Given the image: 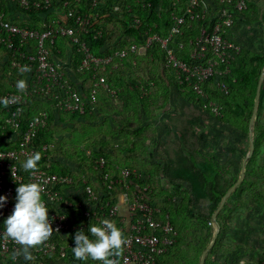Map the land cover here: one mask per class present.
<instances>
[{
	"label": "built area",
	"instance_id": "built-area-1",
	"mask_svg": "<svg viewBox=\"0 0 264 264\" xmlns=\"http://www.w3.org/2000/svg\"><path fill=\"white\" fill-rule=\"evenodd\" d=\"M1 1L0 45L9 53L12 68L19 73L20 67L27 65L31 71L23 74L26 92L0 93V98H17L16 103L9 105L12 108H6L7 113L1 116L0 122V195L7 197L6 203L0 206V264H100L91 259H75L72 247L78 230L83 229L91 239L89 226L99 224L103 218L112 220L126 238L123 253L117 258L119 264H157L176 242L178 231L168 211H163L160 205L165 198H150L151 187L144 171L111 165L104 156H99L86 172L76 162L63 159L55 152L47 154L48 150L56 149L55 145L38 144L36 137L45 127L49 112L40 110L24 119L23 104L35 94L53 101L57 116L83 114L101 92L115 93L108 73L135 67L138 56L153 58V54L160 53L168 76L174 77L177 83L173 91L181 96L185 90L183 85L187 84L196 93L199 106L210 107L218 113V104L208 98L203 85L209 83L226 91L221 78L233 77L230 64L243 45L233 37L236 22L242 24V12L249 3L260 7L262 0H172L168 8L171 24L165 34L155 29L157 24L149 25L141 40L104 55L92 51L86 36L101 35L102 30L92 26L108 13L121 17L126 11L133 17L130 24H139V15L132 12L126 0H62L55 7L59 0H12L23 11H43L37 13L41 20L36 21L38 27L22 24L9 16ZM135 3L149 14V1L135 0ZM157 15L160 17V12ZM195 30L193 37H184L186 32ZM62 37L66 39L68 51L65 50L64 59L58 57L60 49L56 45ZM73 51L79 54L76 68L72 63ZM121 142L112 145L124 148L125 143ZM33 152L42 154L39 165L35 171H25L21 165ZM86 153L89 155L91 150L87 149ZM42 157L46 159L44 167L40 163ZM51 161L66 171H51ZM28 182L43 184L45 191L41 196L48 207L53 232L45 243L30 250L32 260H25L23 255L13 260V252L21 246L4 238V221L14 209L16 188ZM176 198L177 195L172 200L176 202ZM207 224L218 229L214 218ZM257 264H264V256Z\"/></svg>",
	"mask_w": 264,
	"mask_h": 264
},
{
	"label": "rangeland",
	"instance_id": "rangeland-1",
	"mask_svg": "<svg viewBox=\"0 0 264 264\" xmlns=\"http://www.w3.org/2000/svg\"><path fill=\"white\" fill-rule=\"evenodd\" d=\"M260 4V10L253 14L257 18L256 21L253 17L251 22L242 23L241 26L238 25L239 28L236 26V33L245 46L244 55L247 59L245 67L253 70L257 83L262 79L259 103L251 123L255 94H251L250 90L248 99L253 97V102L249 116L242 113L234 102L232 105H226L220 98L212 100L219 106L218 113L210 107L198 108L191 104V99L188 97L183 99L173 90L169 91L171 94L169 105H164L166 103L164 90L155 85L159 92L158 104L161 106L163 103L167 111L164 112L162 106L158 108L151 105L148 108L149 116L145 118L139 104L129 98L131 103L128 109L133 113L132 122L145 127L143 140L137 144L136 154L133 155V163L140 167L146 166L152 178H162L164 174H161L162 171L169 174L165 168V161L179 154L191 153L190 157L196 165L208 172L217 169L224 180L232 181L233 184L240 177L244 167L242 180L226 196L219 210V221L216 220L218 229L208 227L207 220L205 225L204 221L197 220L186 210L182 211L180 214L182 241L174 253L166 258L164 264H199L205 250L203 264H257L264 256V61L259 63L256 58V55L264 54V0ZM154 70L156 73L160 72L158 67ZM139 74L142 79L148 77L146 72ZM254 83L252 81V84ZM109 103L115 108L109 107L108 114L102 111V115L93 117L89 123L91 125L78 124L68 117L64 119L60 124L62 131L57 140L60 141L62 137L68 140L66 141L68 143L64 144H68L67 148L70 150L86 142L107 140L113 147L112 144L115 142L124 141L125 136L119 139L114 137L116 131L110 127L108 119L109 116H114V109L124 110L123 104L114 99ZM150 114L157 116L153 117ZM167 123L174 125L176 135L170 127L166 128ZM135 125L131 128H135ZM184 129L186 140L182 136ZM123 155L128 154L124 152ZM58 156L72 161L70 158ZM173 174L181 178L183 188L198 194L197 200L189 202L193 212L205 214L208 211V201L198 191L194 176L189 171L177 173L174 171ZM155 179L154 184L168 186L165 178H162V181ZM231 186L226 188V192ZM180 200L181 196L178 194L176 203Z\"/></svg>",
	"mask_w": 264,
	"mask_h": 264
},
{
	"label": "trees",
	"instance_id": "trees-1",
	"mask_svg": "<svg viewBox=\"0 0 264 264\" xmlns=\"http://www.w3.org/2000/svg\"><path fill=\"white\" fill-rule=\"evenodd\" d=\"M56 1V0H55ZM55 4V6L61 4L62 0ZM109 2L113 0H108ZM129 3L130 7H132V12L139 15L140 22L136 26H132L130 23L133 19L132 15L124 11L123 16H118L117 14L108 13L101 17L99 22H95L92 26L93 29H101V35L97 36L96 38L93 37V34L86 36L88 43L90 44L92 51L97 55H104L113 52L115 49L121 48L131 42H138L142 39L143 32L149 25L157 24L155 29L159 30L162 34L166 33L167 28L171 24L169 15H168V8L171 4L172 0H147L151 3L149 14L141 10L138 4L135 3V0H126ZM184 1V0H181ZM87 1H85L86 3ZM2 6L4 7V1H1ZM85 8V5L84 7ZM159 8V10H157ZM107 10V9H106ZM124 10V9H123ZM260 10L259 5L249 3L248 7L245 11L242 12V17L240 18L241 23L251 22L253 20V14L257 13ZM28 12V11H25ZM38 12L43 11H36L31 10V15H37ZM111 12V11H107ZM157 12H160L161 16L157 15ZM255 21L257 18H255ZM22 24H28L31 27H38L35 20H18ZM239 22H236V26L239 28ZM235 26V28H236ZM195 31L186 32L184 37L194 36ZM233 37L239 40V37L236 33L233 34ZM66 39L64 37L57 40V47L60 49L59 55L66 56V47H65ZM3 54L8 56L9 53L0 45ZM245 46L242 45L241 51L235 55V58L231 61L230 68L233 74V77L225 76L221 78L226 85V91H222L220 88H216L215 86H210L209 83H205L203 85V89L207 92L208 98L210 100H217L216 98H220L222 102L226 105H232L234 102L235 106L240 109V111L247 116L250 115L251 106L253 102V97L248 99V95L250 94L249 90L252 91L251 94H255L256 92V83L257 81L254 80L255 74L253 70H248L245 65L247 59L245 58L244 51ZM73 57V67H77V62L79 60V54L75 51L71 52ZM153 58H149V56H138L136 57V66L135 67H128L127 69L119 68L117 70L108 73V81L110 84L111 89L115 91L113 95L109 92H101L98 95L96 101L91 102L90 105L86 106V110L83 114L78 113H65L56 115L55 107L53 101H49L45 98L40 96H36L35 94L29 97L26 102L23 104V117L24 119H28L32 117L35 113L39 112L40 110H46L49 112V118L45 125V127L41 128L38 132L36 137V143L43 144V143H53L56 149L48 150L46 153L50 154L55 152L58 155L67 157L72 159V161L76 162L84 171H89V168L92 167L94 164V159L99 156H104L109 164H119L121 166H128V167H136L140 170H143L147 176V182H149L151 187L150 198L155 199L157 197H164L165 202L160 203L162 206L163 211H168L170 221L174 228L178 231V236L176 242L169 248L168 252H166L157 262V264H164L166 258L170 256V254L174 253L175 249L178 247L180 242L182 241L181 237V225L182 220H180V214L182 211H187L191 215L195 216L197 220L204 221L206 225V220H210L212 218V214L218 203L221 200V197L226 192V188L228 186L233 185L232 181L224 180L220 175V171L214 168V170L208 172L204 168L199 167L190 157L192 154L189 153L188 155L179 154L175 158H167L165 161V168L169 174H166L165 171L161 172L163 174L162 178L167 181L168 186H162V184H154V179L150 174V170L146 169V166L140 167L137 163H133V155L136 154L137 144L142 142L143 140V131H145L144 126H137L135 123L132 122V112L128 109V105L131 103L130 99H134L137 104H139L141 113L143 116H149L148 108L151 105H154L158 108L162 106V109L165 111L166 107H163V103L159 106L160 102L157 101V95L159 92L155 89V85L159 88L164 90L163 94L166 97V103L164 105H169V100L173 89L177 87L176 81H174V77L168 76L167 68L164 65L162 55L160 53L153 54ZM257 61L259 63H263L264 61V54L263 55H256ZM8 67L11 69L9 75L13 77H17V79H24L25 75H19L18 71L11 67L10 59L7 61ZM130 66V64H128ZM155 67L160 69V72H154ZM139 72H146L148 75L147 78H143ZM155 73V74H154ZM8 72H5L7 75ZM13 82V80H11ZM252 81L255 83L252 84ZM160 82V84H159ZM163 86V87H162ZM185 90L181 92V96L183 99L189 98L192 100L191 104L195 105L196 107L200 108L196 101V93L192 90L190 86L187 84L183 85ZM155 89V90H154ZM17 89H12V91H16ZM167 91V92H166ZM3 93V92H0ZM160 96H162L160 91ZM159 96V97H160ZM131 97V98H130ZM130 98V99H129ZM114 99L116 102L120 101L124 110L122 109H114L112 114L114 116H109V123L112 129H115L116 134L114 137L119 139L120 137H124V148H113L111 147V142L107 140H101L98 142H86L80 144L79 146H75L73 150L67 148L68 144L65 145L66 141L62 137L61 140H57L59 134L61 133V123L67 117L69 120L73 122H77L81 125H91L89 124L93 117H99L102 115V111L105 113L108 112L109 107L112 104L109 102ZM168 107V106H167ZM6 108H12V106L4 107L3 104H0V122H2L3 118L2 115H6ZM122 108V107H121ZM156 111V110H155ZM150 116L156 117L157 114H150ZM112 117V119H111ZM173 124V123H172ZM182 125V123H179ZM179 124L177 126L179 127ZM24 122H22V126ZM135 128H131L133 126ZM146 126V125H145ZM175 131L174 125L169 123L166 124V128ZM131 128V129H130ZM181 128V127H179ZM8 132V130H7ZM182 136L184 140H186V130H182ZM65 143V144H64ZM131 144V146H130ZM111 147L112 150L110 151L109 148ZM90 149L91 153L88 155L86 150ZM124 152H127L128 155L124 156ZM41 166H45L46 159L42 157ZM51 171H59L65 172L66 169L60 166L59 163L51 161ZM39 165V162L38 164ZM181 172V171H189L194 176V182L198 187V191L201 195L207 199L208 201V211L205 214L202 213H195L193 212L192 207H190L189 202L193 200H197L198 194L193 192L192 190H188L187 188H183V182L180 180L176 174L173 172ZM94 172V171H91ZM161 177L156 178L155 180H163ZM142 183V181H140ZM170 188H172L170 190ZM180 195L181 200L179 202H175L172 198L175 195ZM185 199H187L185 201ZM188 202V203H187ZM220 212L216 215V220L219 221ZM206 227V226H205ZM208 227H210L208 225Z\"/></svg>",
	"mask_w": 264,
	"mask_h": 264
},
{
	"label": "clouds",
	"instance_id": "clouds-1",
	"mask_svg": "<svg viewBox=\"0 0 264 264\" xmlns=\"http://www.w3.org/2000/svg\"><path fill=\"white\" fill-rule=\"evenodd\" d=\"M30 71L31 68L27 65L21 66L19 69L21 75ZM16 89L21 93L26 92V80L18 79ZM16 102V97L0 98V104H3L4 107ZM41 155L40 152L27 155L21 167L25 171H35L41 160ZM44 191L43 184L38 182L21 183L16 188L14 209L4 221V238L21 246L19 250L13 252L11 256L13 260L21 255L25 260H32L33 256L30 250L45 243L53 232L48 216V207L41 196ZM6 201L7 197L0 195V206H3ZM88 232L93 238L90 239L83 229L75 233V247H72L74 258L81 261L91 259L100 262V264H119L117 258L123 253L126 238L115 223L110 219L103 218L99 224L90 225Z\"/></svg>",
	"mask_w": 264,
	"mask_h": 264
},
{
	"label": "crops",
	"instance_id": "crops-1",
	"mask_svg": "<svg viewBox=\"0 0 264 264\" xmlns=\"http://www.w3.org/2000/svg\"><path fill=\"white\" fill-rule=\"evenodd\" d=\"M4 9L9 14V16L17 20L32 19L35 21H41L40 16H33L30 13L21 10L12 0H4ZM7 57L8 56L3 54V51L0 47V92L11 91L12 89H15L16 81L18 80L17 77L9 75L11 69L7 65L6 61L9 59ZM58 57L64 59L65 56L58 55ZM5 72H8V74L5 75ZM11 80H13V82Z\"/></svg>",
	"mask_w": 264,
	"mask_h": 264
},
{
	"label": "water",
	"instance_id": "water-1",
	"mask_svg": "<svg viewBox=\"0 0 264 264\" xmlns=\"http://www.w3.org/2000/svg\"><path fill=\"white\" fill-rule=\"evenodd\" d=\"M261 81L262 79H260L257 83V87H256V93H255V100H254V105H253V110H252V113H251V117H250V123L253 121L254 117H255V114H256V111H257V106H258V103H259V95H260V87H261ZM252 143H251V149H252ZM244 163H245V160L243 161V166H244ZM244 167H242V172H241V175L240 177L238 178V180L236 181L235 184H233L229 190L226 192V194L223 196L221 202L219 203L218 207L214 210L213 214H212V218H216V215L218 214L220 208L223 206L224 204V201H225V198L228 194L231 193V191L237 186V184L242 180V176H243V170ZM219 228V226H218ZM206 253V250L203 252V256L199 262V264H203V260H204V254Z\"/></svg>",
	"mask_w": 264,
	"mask_h": 264
}]
</instances>
